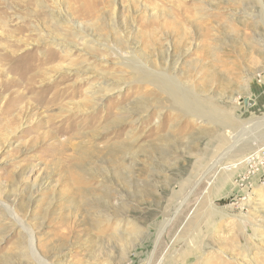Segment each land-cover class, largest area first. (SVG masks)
Returning a JSON list of instances; mask_svg holds the SVG:
<instances>
[{
    "label": "rangeland",
    "instance_id": "rangeland-1",
    "mask_svg": "<svg viewBox=\"0 0 264 264\" xmlns=\"http://www.w3.org/2000/svg\"><path fill=\"white\" fill-rule=\"evenodd\" d=\"M0 43V264H264V0H0Z\"/></svg>",
    "mask_w": 264,
    "mask_h": 264
},
{
    "label": "bare ground",
    "instance_id": "bare-ground-1",
    "mask_svg": "<svg viewBox=\"0 0 264 264\" xmlns=\"http://www.w3.org/2000/svg\"><path fill=\"white\" fill-rule=\"evenodd\" d=\"M55 38V37H54ZM54 41H55V43L56 42H58V41H60V40H58V39H54ZM17 48V47H16ZM15 48V49H16ZM8 49V48H7ZM7 51L6 50V47H5V45H3L2 43H0V61L1 60H5V58H4V53ZM8 53H10V52H8ZM11 53H13L14 54V50L11 52ZM3 66V65H2ZM0 76L1 75H4V72L5 71H3V69L2 68H0ZM72 72V71H71ZM161 75V74H160ZM147 76H145V78H146ZM162 77V76H161ZM164 78V77H163ZM167 80H169V79H167ZM31 81L30 80H28V81H25V83L24 84H29ZM158 82V81H157ZM161 83H162V81H161ZM26 86V85H25ZM100 87V86H99ZM103 87L104 88H106V92H110V91H112V90H115V89H117V87H114L113 86V84H111V83H108V82H104L103 83ZM92 87H90V89H91ZM96 88V87H95ZM119 88V87H118ZM100 89V88H99ZM95 90V89H94ZM165 91V90H164ZM91 93V92H90ZM169 93V92H168ZM173 94V93H172ZM103 97V95H100L98 92H97V89L95 90V91H92V94L90 95V98H91V105L93 106V105H96L97 103H95V101L94 100H97V102H98V100L99 99H101ZM176 97V96H175ZM64 99V98H63ZM85 101H88V102H90V100H85ZM84 101V102H85ZM173 101H175V100H173ZM184 101V100H183ZM83 102V103H84ZM175 103V102H174ZM80 105H81V102L80 103H73V104H71L70 106H78V107H80ZM90 105V106H91ZM82 106V105H81ZM184 107V105H181V108H183ZM180 108V107H179ZM60 117V116H59ZM49 118V117H48ZM50 120V119H49ZM51 122V121H50ZM115 122V121H114ZM89 141V140H88ZM89 143V142H88ZM84 147H86V146H84ZM88 147V146H87ZM90 147V146H89ZM125 155V154H124ZM258 156H256V157H253V159H250V158H248V159H246L245 161H246V163H247V165H254V164H257L258 163ZM224 159V158H223ZM222 159V160H223ZM219 162V159L214 163V164H212L211 165V167L209 168V170L210 169H212L213 168V166L216 164V163H218ZM182 203V202H181ZM167 223H168V220H166L165 222H164V224L162 225V227H161V230H160V232H159V235L161 234V232L165 229V227H166V225H167Z\"/></svg>",
    "mask_w": 264,
    "mask_h": 264
},
{
    "label": "built area",
    "instance_id": "built-area-1",
    "mask_svg": "<svg viewBox=\"0 0 264 264\" xmlns=\"http://www.w3.org/2000/svg\"><path fill=\"white\" fill-rule=\"evenodd\" d=\"M259 77V75H258ZM257 77V78H258ZM259 83V81H258ZM258 156V163L254 165H250L253 168L252 174L257 171H263L264 172V147L261 149L257 150V152H254L252 155H249L250 158Z\"/></svg>",
    "mask_w": 264,
    "mask_h": 264
},
{
    "label": "crops",
    "instance_id": "crops-1",
    "mask_svg": "<svg viewBox=\"0 0 264 264\" xmlns=\"http://www.w3.org/2000/svg\"><path fill=\"white\" fill-rule=\"evenodd\" d=\"M256 96L253 97L254 100V108L255 111H259L260 109L264 108V81L259 85L256 90Z\"/></svg>",
    "mask_w": 264,
    "mask_h": 264
},
{
    "label": "water",
    "instance_id": "water-1",
    "mask_svg": "<svg viewBox=\"0 0 264 264\" xmlns=\"http://www.w3.org/2000/svg\"><path fill=\"white\" fill-rule=\"evenodd\" d=\"M243 103H244V105H247V104H248V105H251V104H252L251 101H247V100H244Z\"/></svg>",
    "mask_w": 264,
    "mask_h": 264
}]
</instances>
